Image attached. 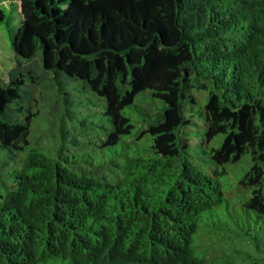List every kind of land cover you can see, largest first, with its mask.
Listing matches in <instances>:
<instances>
[{
  "label": "trees",
  "instance_id": "16d2710c",
  "mask_svg": "<svg viewBox=\"0 0 264 264\" xmlns=\"http://www.w3.org/2000/svg\"><path fill=\"white\" fill-rule=\"evenodd\" d=\"M2 24L0 264H264V0H0Z\"/></svg>",
  "mask_w": 264,
  "mask_h": 264
},
{
  "label": "rangeland",
  "instance_id": "374dc122",
  "mask_svg": "<svg viewBox=\"0 0 264 264\" xmlns=\"http://www.w3.org/2000/svg\"><path fill=\"white\" fill-rule=\"evenodd\" d=\"M15 63L16 61H15L14 51L12 48L10 31L6 24H2L0 25V74H2L4 71V74L6 75V73L10 70V68L15 65ZM200 97L202 96L200 95ZM5 180L7 181V184H10V180L8 178H6ZM1 181L2 179L0 178V182ZM0 191L1 192L4 191V186L1 183H0ZM236 244H231V248H233ZM240 245L247 248V245L244 243H240Z\"/></svg>",
  "mask_w": 264,
  "mask_h": 264
}]
</instances>
